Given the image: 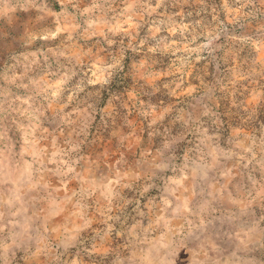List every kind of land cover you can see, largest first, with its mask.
<instances>
[{
	"label": "rangeland",
	"instance_id": "rangeland-1",
	"mask_svg": "<svg viewBox=\"0 0 264 264\" xmlns=\"http://www.w3.org/2000/svg\"><path fill=\"white\" fill-rule=\"evenodd\" d=\"M0 264H264V0H0Z\"/></svg>",
	"mask_w": 264,
	"mask_h": 264
}]
</instances>
